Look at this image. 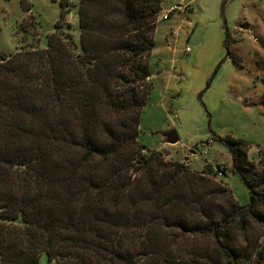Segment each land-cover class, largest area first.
Instances as JSON below:
<instances>
[{
	"label": "trees",
	"instance_id": "trees-1",
	"mask_svg": "<svg viewBox=\"0 0 264 264\" xmlns=\"http://www.w3.org/2000/svg\"><path fill=\"white\" fill-rule=\"evenodd\" d=\"M77 1L79 44L62 0L47 47L0 54V264H264V160L225 140L242 205L138 140L163 0Z\"/></svg>",
	"mask_w": 264,
	"mask_h": 264
},
{
	"label": "rangeland",
	"instance_id": "rangeland-1",
	"mask_svg": "<svg viewBox=\"0 0 264 264\" xmlns=\"http://www.w3.org/2000/svg\"><path fill=\"white\" fill-rule=\"evenodd\" d=\"M61 1L0 0V54L47 47L61 20ZM68 1L63 30L79 44L78 1ZM179 1L166 0L163 9ZM185 1L192 5L186 19L174 13L157 23L138 140L167 160L185 161L198 171L213 167L212 178L227 183L247 205L250 189L232 169L225 140L246 143L248 159L263 168L264 0ZM170 129L177 130L179 143H164L163 133ZM220 164L227 171L222 175ZM39 264L59 263L45 254Z\"/></svg>",
	"mask_w": 264,
	"mask_h": 264
},
{
	"label": "built area",
	"instance_id": "built-area-1",
	"mask_svg": "<svg viewBox=\"0 0 264 264\" xmlns=\"http://www.w3.org/2000/svg\"><path fill=\"white\" fill-rule=\"evenodd\" d=\"M192 9V5L190 3L185 2L184 0L179 1L178 3H173L171 5H169L167 8H164L159 17L158 20H167L170 18L171 15H173L174 13H180L182 15L183 19L187 18V13ZM186 50L189 51V48H187ZM207 152V150H205L203 152V154H205ZM224 165L220 164V166H218L217 170H219V174L221 175L223 173V169H224Z\"/></svg>",
	"mask_w": 264,
	"mask_h": 264
},
{
	"label": "water",
	"instance_id": "water-1",
	"mask_svg": "<svg viewBox=\"0 0 264 264\" xmlns=\"http://www.w3.org/2000/svg\"><path fill=\"white\" fill-rule=\"evenodd\" d=\"M164 143L175 144L180 140L179 134L176 129H170L167 132L163 133ZM192 153H195V150H191Z\"/></svg>",
	"mask_w": 264,
	"mask_h": 264
},
{
	"label": "crops",
	"instance_id": "crops-1",
	"mask_svg": "<svg viewBox=\"0 0 264 264\" xmlns=\"http://www.w3.org/2000/svg\"><path fill=\"white\" fill-rule=\"evenodd\" d=\"M164 1H166V0H163V5H164ZM184 1H185V0H184ZM185 2H186V1H185ZM173 3H176V2L166 3V6L168 7L169 5H171V4H173ZM167 7H166V8H167ZM159 20H160V19H159ZM159 20H158V21H159ZM189 21H191V19H189ZM177 143H179V141H178ZM175 144H176V143H175ZM226 172H227V171H226ZM226 172H224V173H226ZM222 174H223V173H222ZM222 174H221V175H222ZM42 257H45V254L42 255Z\"/></svg>",
	"mask_w": 264,
	"mask_h": 264
}]
</instances>
